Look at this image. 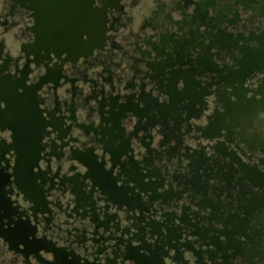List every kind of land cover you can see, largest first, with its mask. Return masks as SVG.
Wrapping results in <instances>:
<instances>
[{"label":"clouds","instance_id":"obj_1","mask_svg":"<svg viewBox=\"0 0 264 264\" xmlns=\"http://www.w3.org/2000/svg\"><path fill=\"white\" fill-rule=\"evenodd\" d=\"M90 3L92 8L104 10L102 43L75 58L67 50L58 54L50 45L39 48L43 59H38L37 51L30 47L38 40L32 0H0V76L23 80L19 93L35 87L37 107L45 122L32 165L45 204L37 206L19 184L17 148L0 150V170L9 177L0 194L16 209L11 221L3 216L0 223L7 229L18 220L27 221L34 228L29 240L54 245L29 251L25 242L13 246L0 232V264H55V249L61 248L78 264H144L128 254L129 246L143 256H151L159 248L161 264H264V207L255 208L252 214L245 208L253 194L264 199V186L254 183L242 167L264 173V68L253 69L242 82L221 79V72L227 76L229 71L241 69L245 47L262 46L256 37L264 34V0ZM221 30L234 42L223 47L213 43ZM165 35L172 39L165 42ZM82 37L88 40L89 34L84 32ZM177 41L184 44L180 53ZM202 54L215 68L199 62ZM181 55L182 63L178 62ZM155 65H164L163 70ZM56 67L58 79H45L49 69ZM191 69H195L193 78L199 85L196 91H203L194 110L187 107L192 99L186 97L176 105L179 116L168 115L165 124L156 108L143 115L127 109L112 139L107 129L114 127L113 99L123 105L131 97L143 109L147 107L143 96L149 94L157 104H171L172 94L166 86L172 73ZM186 86L183 77L175 82L178 91ZM237 89L243 90V99ZM253 99L260 103L254 105L247 120H234L228 102L246 104ZM7 107V99L0 98V112ZM217 113L223 115V123L209 135L206 129ZM152 116L156 120L150 122ZM252 137H256L254 146ZM110 140L117 149L127 142L118 158L107 146ZM15 142V129L0 124V149ZM89 150L111 172L116 186L126 187L128 195L138 197L143 207L114 200L88 174L89 165L76 153ZM201 157L203 162L197 165ZM132 161L141 181L125 171ZM230 170L229 187L221 171ZM197 172L208 199L223 204L224 216L238 213L246 218L244 230L233 234L242 251L221 248L214 242L215 236L227 245L229 236L224 229L231 230L233 225L212 218L213 207L202 203L205 193L191 182ZM73 177H78L87 199L75 190ZM166 193L173 195L165 197ZM209 228L213 230L206 236L200 234Z\"/></svg>","mask_w":264,"mask_h":264},{"label":"water","instance_id":"obj_2","mask_svg":"<svg viewBox=\"0 0 264 264\" xmlns=\"http://www.w3.org/2000/svg\"><path fill=\"white\" fill-rule=\"evenodd\" d=\"M32 7L36 8V15H37V24L40 28L41 32L45 35V33L48 37V40L50 44H52L55 49H60L59 51L67 50L68 52H74L79 51V54L83 53L85 48L90 45V42L88 40H84L82 37V34L84 32H87L91 26H93V20L95 14H102L104 15L103 9L98 8H92L90 0H32ZM101 19H97V27L99 29V32L101 30ZM89 34V32H87ZM44 35L41 36L44 38ZM261 41V47L260 48H244V57L239 62L241 63V69L236 72L229 71L228 75L225 76L221 72V79L226 80L228 83H235L236 81H243V79L248 75L253 69L255 68H264V36L258 38ZM233 40V39H232ZM234 40L232 41V43ZM214 43V42H213ZM229 44H226L224 46H228ZM89 51L91 49H88ZM180 53V52H179ZM208 58V57H207ZM208 61V62H207ZM207 67L208 68H215V65L211 63L209 59H207ZM178 62H183L182 55L178 57ZM195 69H191L188 71L184 70H177L172 73L171 78L168 81L167 84V90L172 94V103L167 105H160L157 104L153 98L148 94L149 99H143L147 103L146 108H139L136 104L132 102V98L129 97L128 103L123 105H118L116 99L112 100L113 104V111L111 115V119L114 121V127L112 129H109V131H113L116 128H119V118L121 115H123L124 111L127 109H135L137 112L143 114H147L153 110V108H156L160 112V120L167 123V116L172 114L179 116V113L176 109L177 103H180L184 100L186 97H191L192 103L187 105L190 109L194 110V104L195 102L201 98L203 91L201 92H191L189 89V82H194L193 78V72ZM183 77L186 82L187 86L183 91H178L175 87V82L178 78ZM20 85H17L15 87V90L17 91V88ZM33 94L36 97L35 94V87L33 89ZM237 94L241 96V99H243V90L237 89ZM18 93L19 99L13 100L9 97V89L8 86L3 85L0 86V98L7 99L8 101V107L7 109L0 112V124H5L8 126H11L14 128V126L10 122V112L16 111L17 114L20 115V113H24L25 108L27 109V112L31 111L32 118L25 120L27 129H29V134L31 135L34 129V132L32 135H36V114L39 111L37 107V101L33 97L31 101H27L26 97H22L21 93ZM221 96H224V93H221ZM22 97V99H20ZM152 101L155 103L153 105ZM256 102L254 99L249 100L246 104L245 103H232L228 102V112L232 114L233 119L237 122L243 123L247 120L248 116L251 114L254 105ZM264 103V102H261ZM15 105V106H14ZM28 106V107H27ZM25 107V108H24ZM119 107L120 111L117 112L115 109ZM14 109V110H12ZM21 118H18V124ZM156 117L152 116L150 117V122L155 121ZM224 120L223 115L217 113L215 119L212 121V123L209 125V127L206 129L207 134L211 135L218 131L219 127L222 125ZM20 125V124H19ZM33 127V129H32ZM42 127V126H41ZM44 128V125H43ZM15 129V128H14ZM18 130V129H17ZM18 131L16 132L15 129V139L17 137ZM122 134V132L120 133ZM113 136V135H112ZM37 137L35 136V139ZM115 138H113L114 140ZM107 146L112 149L114 153V158H118L119 154L126 150L127 148V142L121 144V146L117 148H113L112 141L110 140V143H107ZM14 147V146H12ZM220 150L226 151L225 147L223 145L219 146ZM76 155L80 157L83 161H85L89 167V175H91L94 180L99 183L102 188L109 194L111 198H113L116 201L121 202H128L130 205H137L139 204L141 207H143V204H141L140 200L136 196H129L128 195V189L126 187H117L115 183V178L111 175L110 171H106L101 163L97 162V159L95 155L92 153L91 150L87 152H77ZM38 157V156H37ZM37 157L35 156L33 159V162L30 164L29 168L32 169V165L35 163ZM203 162V157H201V160L197 161V165L201 164ZM242 167H245V165H242ZM125 171L128 172L129 176L132 178L137 179L138 181L142 180V177L140 176L137 165L134 161L131 162V167L126 168ZM247 176L254 182L259 183L261 186H264V173H260L258 175L253 174L252 172L248 171L247 168H245ZM232 171L230 170L227 172L226 175L231 176ZM224 174V172H223ZM232 178V177H231ZM73 182L75 183V190L80 194V196L84 199H87L86 195L82 191V185L78 179V177L72 178ZM191 182L199 188V190L203 191L205 193L204 199L202 201L203 204L211 205L214 209V212L212 214V218L216 219H223L225 224L231 223L233 225V228L231 230H228L227 228L224 229L225 232L230 233L229 240L227 243L228 246H232L236 248V251H242V245L240 242L236 241L233 237V234L237 231H243V225L247 222L246 218L241 219L238 217V213H229V215L224 217V210H223V204L222 203H213L210 199H208L206 195V185L200 184V176L197 172L191 179ZM231 181H228V186L230 187ZM173 195V193H166L165 197H169ZM262 205H264V199H261ZM258 203H256L257 205ZM253 206V207H256ZM4 207V206H2ZM257 207H260L258 205ZM5 208V207H4ZM246 211L249 214H252L254 211L253 209H249V206H245ZM238 218V223H235V219ZM184 219L187 220V214H185ZM17 225V224H16ZM18 226V225H17ZM158 228L159 226L156 225ZM213 229H204L200 232L202 236H206L209 231H212ZM233 230V231H232ZM199 231V229H198ZM17 232L24 233L23 227L20 225L17 227ZM214 242L218 244L219 247H221V242L219 241L218 237H213ZM34 243L28 244V250H34L41 246H46L49 248H53L54 245L50 243L47 240H37L33 241ZM128 254L130 256L136 257L138 260H142L144 264H161V257H160V250L159 248L152 251L151 256H143L139 253V250L135 247L129 246ZM215 255V253H212ZM55 255H56V261L55 264H78L77 259L69 260L68 259V253L64 249H55Z\"/></svg>","mask_w":264,"mask_h":264},{"label":"flooded vegetation","instance_id":"obj_3","mask_svg":"<svg viewBox=\"0 0 264 264\" xmlns=\"http://www.w3.org/2000/svg\"><path fill=\"white\" fill-rule=\"evenodd\" d=\"M107 3L118 6V0H107ZM93 16H94V19H92L94 21L93 26H91V28H89L87 30V32H89L88 41L90 42V45L87 46L85 48V50H83L84 51L83 53L89 52L88 49H91L93 46L101 44L103 39H104L105 14L104 15H103V13L100 15L95 14ZM98 18L101 19L100 20V24H101L100 32H99V29H98L97 23H96ZM35 30L38 33V40H37L35 45H32L30 47H31V49L37 51V58L38 59H43L42 57L39 56V51H38L39 48H48L50 45L51 46H53V45L50 44L48 37L45 36L47 34L45 33V35H44L43 32H41L40 28L38 27V24L36 25ZM43 35H44V38L41 37ZM263 36H264V34H262L261 36L256 37V38L258 39V38L263 37ZM169 39H172V37L168 36V35L164 36L165 42H167ZM232 39H233V37H231L230 34H226L223 30H221L214 37L213 42L218 43L223 47L226 44L232 43V41H233ZM183 47H184L183 43H181L179 41L176 42V48H177L178 53L182 52ZM245 48H248V47H245ZM60 49H57L58 54L60 52L59 51ZM69 54L72 58H75L79 55V51L75 50L74 52H69ZM207 59H208L207 55L202 54L199 57V62L207 67V62H208ZM155 66L160 71H162L163 67H164V65H155ZM59 75H60L59 67L51 68V69H49L48 76L45 79H58ZM3 85L8 86L10 98H12L13 100L19 99L18 93L15 90V87L17 85H23V80H17V79L12 78L11 76H0V86L3 87ZM198 86L199 85H198L197 81L189 82V89L191 90V92L196 91ZM33 89H34V87H31V88L25 87L24 92L21 93L22 97L23 96L26 97L27 101L33 100L32 98L34 97L37 101V97H35V95L33 94V91H34ZM147 95L148 94L144 95V97H145L144 99H149ZM22 97L20 99H22ZM152 103H153V105L155 104L153 101H152ZM12 110H14V109H12ZM35 117H36V121H37V123L35 124V126L37 127L35 130L36 131L35 136L37 137L36 139H35V136L32 135L34 132L33 127H32L33 132L30 135L29 134L30 128L27 129V125H26L27 122H25V120L32 118L31 111L29 112V110H28V112H27V109L25 108L24 113H20V115L17 114L16 111H11L10 116H9L10 122L14 126V128L16 129V132L18 131L17 137L15 139L16 142L14 145H11V146L5 145L4 148L0 149V150L6 151L8 149V147H12V146L17 148V151L20 153V158H19L17 168H16L17 180H18L20 186L28 193V195L30 197H32L34 200H36L37 206H41V205L45 204V200H44V197L42 194L41 185L36 183L37 174L34 173L32 171V169L29 168V166L33 162L34 157L38 156L39 149H40L39 140H40V136L43 132V125L45 122L42 119L40 112H38ZM18 118H21L19 121L20 125L18 124ZM53 123L57 124V127H60L59 121L54 119ZM116 129L113 130L112 132L109 131L113 135L112 139L116 138V136H117ZM108 130L109 129H107V131ZM255 139H256V137L250 138V143H252L253 146H254ZM109 143H110V141H108V144ZM244 168H247V170L252 172L253 174H256V175L260 174V172H258L254 167H248L247 165H245ZM226 174L227 173L223 174V171H221V177L223 179H225L226 181H231L232 173H231V176H228ZM39 175L43 176L44 173H39ZM8 180H9L8 174L4 170H0V189H2L4 187V185L8 183ZM230 185H231V183H230ZM261 201H262L261 199H258L256 197V195L253 194V197L250 199L249 204H248L249 209L254 208V211H255V208H257L258 205H260V207H264V205H262ZM256 203H258V204L256 205ZM255 205H256V207H253ZM2 206H4L5 208ZM0 209L4 210L3 213H0V220H2L3 216H7V217H9V220L11 221V218H12L13 214L16 212V209L12 207L11 201L4 194H0ZM224 217L226 218V216H224ZM234 222L238 223V218L235 219ZM20 225L23 227L24 233L17 232V227H19ZM0 226H1L0 232H3V234L6 235L7 238L13 242V246H15L18 241H23L27 245L34 243L33 241H37V240H29L28 239L29 234L34 232V228L27 221L18 220L15 222V227H9L7 229L3 228L2 223H0ZM31 230H33V231H31ZM228 234L230 235V233H228ZM226 247L227 246L221 242V248H226Z\"/></svg>","mask_w":264,"mask_h":264},{"label":"bare ground","instance_id":"obj_4","mask_svg":"<svg viewBox=\"0 0 264 264\" xmlns=\"http://www.w3.org/2000/svg\"><path fill=\"white\" fill-rule=\"evenodd\" d=\"M1 227V226H0ZM1 229V228H0ZM31 231H33V230H31Z\"/></svg>","mask_w":264,"mask_h":264}]
</instances>
